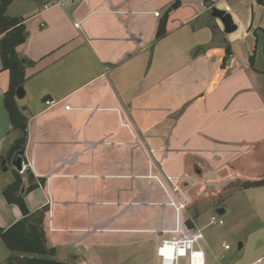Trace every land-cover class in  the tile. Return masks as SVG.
Masks as SVG:
<instances>
[{
  "label": "crops",
  "instance_id": "1",
  "mask_svg": "<svg viewBox=\"0 0 264 264\" xmlns=\"http://www.w3.org/2000/svg\"><path fill=\"white\" fill-rule=\"evenodd\" d=\"M55 1L13 0L6 10L25 27V42L15 49L24 65V108L16 97L15 104L27 119L22 163L38 187L24 195V202L30 213L47 210L43 227L55 260L64 261L61 252H66L83 264L135 263L127 254L141 247L147 160L161 158L166 170L178 168L180 178L192 173L198 184L211 187L233 179H264V173L254 171L257 163L264 164V93L259 86L264 73L251 64L257 33L264 34V4L74 0L54 6ZM212 7L229 12L237 31L224 34L211 16ZM165 15L164 34L157 38ZM8 87L9 72L0 58V163L11 159L10 150L21 137L4 106ZM48 101L55 104L47 106ZM13 171L8 174L7 167L2 172L0 165L3 230L22 218L2 195L14 182ZM238 190L264 194V187ZM111 200L121 208L118 217L106 215ZM200 217L183 228L180 245L174 247L180 252H171L170 264H238L232 258L221 262L231 247L223 249L226 240L209 242L204 230L210 226H199ZM114 236L124 250L118 258L104 251L111 240L116 243ZM241 244L238 251L245 247ZM263 248L258 242L241 264L263 263ZM9 255L0 239V264Z\"/></svg>",
  "mask_w": 264,
  "mask_h": 264
},
{
  "label": "rangeland",
  "instance_id": "2",
  "mask_svg": "<svg viewBox=\"0 0 264 264\" xmlns=\"http://www.w3.org/2000/svg\"><path fill=\"white\" fill-rule=\"evenodd\" d=\"M257 39L258 45L255 61L253 60L251 64L264 73V34L261 30L257 33ZM260 80L264 83V75ZM256 83L258 84L259 81L256 80ZM259 86L264 93V85L260 84ZM260 89L255 88L254 92L257 91L260 94ZM23 99H18L21 109L24 108ZM261 100L264 106V98L262 96ZM257 150V148H254L253 152L256 154L259 152ZM259 155L261 156V154ZM6 160L8 174H11L13 170H16L11 165V159L8 156ZM263 165L257 163L254 171L258 175H263ZM142 171L141 247L128 252L127 256L132 259L135 257V263L132 262V264H170L171 252H175V256L177 252H180V250L174 247L180 245L183 228L191 227V222L196 216H201L198 221L199 226L207 225L210 218L216 215L214 213L215 207L222 205L226 211V214L223 216L224 225L210 226L204 230V234L209 242L221 243V241L226 240L231 247L230 251L227 252V256L223 257L221 262L227 263L232 258L238 264H241V258L246 260L253 255L255 252L254 246L258 242H262L264 246V215L261 214L264 210V207L261 205L264 202V194L263 196L260 193L256 195L254 193L256 191L254 190H238L242 189V184L250 182H239L233 179V182L225 186H205L204 184H198L197 182L200 180L192 173H190V176L186 175L184 178H180L181 175H179L178 168L171 171L166 170L163 167L161 158L151 161L147 160ZM24 178L29 183L27 174L24 175ZM222 188L225 189L223 192L220 191ZM108 205L106 207V215L118 217L117 210L119 208L116 206L117 202L113 204L111 200ZM119 218L122 219L121 216ZM116 223L117 220H115ZM231 230L233 231V235L229 233ZM61 235L63 234H59L58 236ZM118 237H113L117 239L116 243L111 240V244L104 247L107 256L111 255L118 258L117 256L120 257L124 252L121 244H117L118 240H120ZM64 238L62 237L63 240ZM51 239L53 240L52 234ZM199 239H202V237H199ZM238 243H245V247L241 251L237 250ZM65 253L61 252L64 261L56 260L62 261L64 264H83L82 261L70 258ZM138 257H141V261H138ZM173 261L174 264H181L179 260H176V263L175 260ZM117 263L122 264L121 261ZM261 264H264V262Z\"/></svg>",
  "mask_w": 264,
  "mask_h": 264
},
{
  "label": "trees",
  "instance_id": "3",
  "mask_svg": "<svg viewBox=\"0 0 264 264\" xmlns=\"http://www.w3.org/2000/svg\"><path fill=\"white\" fill-rule=\"evenodd\" d=\"M12 1L0 0V35L2 36L0 39V58L3 70L9 72V87L4 94V106L13 128L21 133V137L12 146L10 155L22 150L27 140V119L15 104L16 90L22 86L25 79L23 62L18 59L15 49L25 42V27L19 19L10 18L6 15V10ZM258 2L264 4L262 0H258ZM172 7L176 8L177 3ZM166 20L167 15L163 17L158 26L157 38L164 34L163 28ZM26 174L29 185L23 194L20 191L24 181L18 172L14 173V182L2 191L5 201L15 205L22 215V218L8 229L0 228V239L10 253L6 264H63L54 259L55 249L48 248L46 245L43 222L47 210L43 209L30 213L25 205L24 195L38 187L37 184L32 183V175L28 172ZM241 186L245 189L264 187V179L259 182L245 183Z\"/></svg>",
  "mask_w": 264,
  "mask_h": 264
},
{
  "label": "water",
  "instance_id": "4",
  "mask_svg": "<svg viewBox=\"0 0 264 264\" xmlns=\"http://www.w3.org/2000/svg\"><path fill=\"white\" fill-rule=\"evenodd\" d=\"M211 16L217 20L220 21L222 27H223V33L224 34H231L237 31L238 29V25L234 22V19L232 17V15L223 10V9H219L216 7H212L211 8ZM25 92L23 90L22 87L17 88L16 93H15V97L17 99H22L24 98ZM24 155V150H19L17 152H15L12 157H11V165L14 167V169L19 172L22 169V156ZM6 164V160L2 159L0 165L2 166V172H6L7 171V167L5 166ZM24 186H22L20 193L23 194L24 193ZM214 213L218 216L223 218V216L226 214V211L224 208L222 207H217L214 209ZM242 247V244L239 243L237 245V249L240 250Z\"/></svg>",
  "mask_w": 264,
  "mask_h": 264
},
{
  "label": "built area",
  "instance_id": "5",
  "mask_svg": "<svg viewBox=\"0 0 264 264\" xmlns=\"http://www.w3.org/2000/svg\"><path fill=\"white\" fill-rule=\"evenodd\" d=\"M73 1L74 0H58V1L53 2L52 5H54V6H63L65 4L70 3V2H73ZM54 104H55V102H49V101L46 102V105L47 106H52ZM27 169H28V166L27 165H24L22 163V169L18 173L20 175H24L27 172ZM223 225H224L223 218L218 217L217 215L212 216L210 218V220H209V223H208V226H223ZM197 231H198L197 232L198 233L197 236L198 237H201L200 230H197ZM194 239H197V238L194 237ZM222 247H223V249L225 251H228L230 249V246L228 244H222Z\"/></svg>",
  "mask_w": 264,
  "mask_h": 264
}]
</instances>
